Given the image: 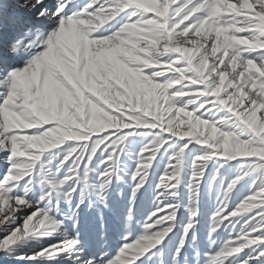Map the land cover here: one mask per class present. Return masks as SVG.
<instances>
[{"label":"snow or ice","instance_id":"6c2138e0","mask_svg":"<svg viewBox=\"0 0 264 264\" xmlns=\"http://www.w3.org/2000/svg\"><path fill=\"white\" fill-rule=\"evenodd\" d=\"M137 145L125 231L89 252L75 209L91 173L106 190ZM154 165L157 203L137 220ZM185 167L186 220L168 199ZM201 185L216 201L203 223ZM0 253L264 264V0H0Z\"/></svg>","mask_w":264,"mask_h":264},{"label":"rangeland","instance_id":"374dc122","mask_svg":"<svg viewBox=\"0 0 264 264\" xmlns=\"http://www.w3.org/2000/svg\"><path fill=\"white\" fill-rule=\"evenodd\" d=\"M138 151L139 146H133L116 161L111 176V183L106 190L102 191L99 188L100 180L97 179V173L95 171L91 173V181L94 186L89 188L85 202L78 209H75L79 213L80 225L83 229V235L86 238L87 250L89 252H99L108 248L109 245L115 244V241L125 231V220L129 208L132 207V193L135 185L132 176L135 174V169L138 166L135 155ZM188 159L191 160V156ZM162 171V165H154L153 168L149 169L150 175L147 178V182L136 193L134 212L137 220L156 205L157 194L160 191L156 185L159 182L158 178ZM189 175V170L185 167L183 182L178 189L179 194L175 197L168 198L169 202L181 205L180 214H182L184 220L188 216V212L184 206L188 204L189 192L187 190V183ZM101 196L104 197L103 200H101ZM90 203L92 205L91 207H89ZM215 204V192H210L206 185H201L200 215L197 218L202 223L211 216L215 210ZM74 208L75 203L63 205L64 212L69 216ZM65 225L70 227L71 221H65ZM198 235L200 234L198 233ZM109 255L110 257H114L115 252L111 251ZM155 259L154 257L153 261ZM165 259L167 260V256ZM153 261H150L149 264H153ZM0 264H13V262L3 258V254L0 253ZM253 264H259V262H253Z\"/></svg>","mask_w":264,"mask_h":264}]
</instances>
